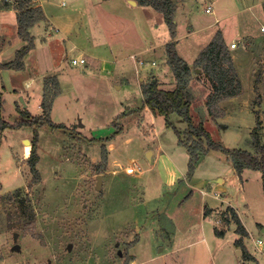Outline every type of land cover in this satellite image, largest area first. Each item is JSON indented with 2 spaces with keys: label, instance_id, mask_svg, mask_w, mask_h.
Wrapping results in <instances>:
<instances>
[{
  "label": "rangeland",
  "instance_id": "1",
  "mask_svg": "<svg viewBox=\"0 0 264 264\" xmlns=\"http://www.w3.org/2000/svg\"><path fill=\"white\" fill-rule=\"evenodd\" d=\"M0 1L17 5V0ZM29 1L40 4L49 21L33 29L37 47L27 58L26 71L38 76L52 51L51 74L58 77L61 87L49 117L65 127L35 124L0 130V264H243L232 245L222 244L224 240L213 232L214 225L229 230L233 224L231 220L230 225L223 224L224 213L229 214L220 199L201 193V182L213 177H222L223 182H214L217 187L207 192H218L219 198L227 194L249 232L245 243L256 261L244 264H264L260 171H244L241 188L224 153L209 150L198 164L196 190L181 184L168 189L160 183L166 178V168L155 157L158 144H163L161 150L174 165L188 168L189 158L185 148L174 143L176 134L165 128L162 118L152 122V127L143 105L142 83L162 75L159 87H171L166 78L171 68L162 44L170 37L162 14L149 5L131 7L124 0H64V5L61 0ZM184 2L185 13L176 17L175 40L179 41L175 47L187 63L196 59L216 30L229 40L238 30L260 32V22L264 23V0ZM209 6L212 11L207 12ZM215 18H219L216 23ZM262 33L244 36L247 47L257 39L258 49L253 53L259 56L247 77L240 78L234 67L241 91L223 109L219 106L225 114L219 123L215 121L219 117L208 119L201 110V99L210 92L206 76L198 68L190 81L193 122H202L211 137L227 148L253 151L250 132L257 120L264 144ZM150 46L155 49L144 52ZM227 47L229 52L240 51L229 43ZM80 53L88 56L87 63H72ZM12 75L15 79L14 75L24 74L0 70V85L5 86L1 89L2 118L8 124L24 121V109L42 116L37 103L25 107L21 95L7 90L15 86ZM16 82L21 86L19 78ZM39 92L37 88L34 100L40 98ZM170 120L179 131L185 130L181 117L172 114ZM34 127L38 132L37 181L27 160ZM150 150L154 151L151 161ZM204 205L212 207L210 218L201 219ZM174 230L176 251L159 256L170 245ZM257 239L262 241L260 246ZM14 243L19 249H12Z\"/></svg>",
  "mask_w": 264,
  "mask_h": 264
},
{
  "label": "trees",
  "instance_id": "2",
  "mask_svg": "<svg viewBox=\"0 0 264 264\" xmlns=\"http://www.w3.org/2000/svg\"><path fill=\"white\" fill-rule=\"evenodd\" d=\"M142 6H151L157 12L161 13L167 25L170 40L165 45L166 62L170 66L175 78V87L171 90L161 89L156 79L152 78L146 83L141 84V93L143 105L149 107L155 114L164 117L166 125L171 127L178 137L181 145L186 147L188 158V168L186 177L190 178L200 154L206 153L209 150H219L224 153L225 157L230 161L232 168L242 183V172L245 169L257 170L261 172L262 183L264 187V144L260 142L259 130L261 123L257 120V125L250 132L251 144L253 151H248L242 148H227L222 143L215 141L210 133L203 127L202 123L195 124L192 115L190 114V99L187 98L186 92L192 80L195 70L199 68L206 76L211 91L206 98V106L208 114L215 119L221 117L224 111L219 107V102L226 98H230L240 94V82L236 76L232 58L225 43L222 33L216 31L211 40L207 43L204 49L200 51L197 58L194 60L192 68L183 60L177 53L175 47V29L174 21L175 3L173 0H134ZM29 0H17L16 20L18 24L17 34L25 42L24 46L18 49L13 60L0 64V69H15L20 70L24 67V57L30 49L34 47V37L30 33V28L36 23L44 19V14L39 6L30 4ZM261 64L263 67L264 77V41L263 55ZM60 93V86L55 75L44 78L43 94L41 100V108L44 114L41 116H29V112L22 110L24 121L20 120L14 124H8L2 116L1 109L3 103L2 91H0V130L6 126H35L46 124L52 128H64L61 123H56L49 117L52 103L55 97ZM171 114H176L186 123V128L183 132L179 131L171 122ZM124 115V113L122 114ZM30 117V120L27 119ZM113 122V121H112ZM37 129H33V138L29 146L28 162L29 169L35 181L39 178V172L36 167L38 162L37 154ZM184 135V137L182 136ZM104 151V150H103ZM102 151V152H103ZM104 153V152H103ZM104 159L106 158L105 155ZM229 214L227 217L224 213L222 220L223 224L230 225L231 222L235 226V231L241 236L246 234L245 229L241 225L239 218L231 208H226ZM231 220V222H230ZM215 232L218 235L222 234L215 227ZM236 246L243 248L241 237L235 240ZM244 253V252H243Z\"/></svg>",
  "mask_w": 264,
  "mask_h": 264
},
{
  "label": "crops",
  "instance_id": "3",
  "mask_svg": "<svg viewBox=\"0 0 264 264\" xmlns=\"http://www.w3.org/2000/svg\"><path fill=\"white\" fill-rule=\"evenodd\" d=\"M100 1H104V0H100ZM106 1H108V0H106ZM173 1L175 3L174 21L176 23V29H175V36H176L177 35V19H176V17L178 15V13H180V14L185 13L186 9H185L184 0H178V1L177 0H173ZM124 2L129 4L131 7H134V8L137 7V6H142V5H139L135 1H132V0H124ZM36 6H39L41 8L40 4L39 5L37 4ZM17 11H18L17 6L16 7L6 6V3L3 4V2L0 1V64H3V63H6V62H9V61L13 60V58L15 57L16 51L18 49L22 48L24 46V44H25V42L17 34V28H18V24H17V20H16ZM42 11H43V9H42ZM43 14H44V19L39 21L40 24L43 21H46L47 23L49 21L48 18L45 16L44 12H43ZM218 19L219 18H215L214 22L216 23L218 21ZM39 22H36L30 28V33L34 37V47L32 49H30L28 51V53L25 55V57L23 59V61H24L23 69H20V70L0 69V70L1 71L3 70L4 72H5V70H8V71L11 70V71L14 72V74H20V73L23 72L24 75H18L19 77L17 75H14L15 79H14V77L12 75V81H13V83H15V86L12 84L11 88L9 87V88H7V90H9V91L13 90V91H15L16 94L21 95V99L24 100L25 107H27L29 104L34 102V103H37L39 110H41L42 108H41L40 104H41L42 94H43L44 78H46L47 76L54 75V74H51V73H53V70H52L53 68L52 67H53V64H54V62H53L54 60H53V58L50 57V56H52V51L50 50L49 53H48V62L47 63H45V61L43 62L44 66H43L42 70L39 72L40 74L39 73L37 74L38 76H33L31 74V72H30L31 70L30 71L29 70L26 71V68L28 66L27 65V58H28L29 54L34 52L36 47H37V43H36L37 39H36V37H35V35L33 33V29H34V27L36 25L39 24ZM262 26H264V23L260 22V32L256 31L255 33H251V31L247 32L246 30L245 31L238 30L234 34V36L231 37L229 40L226 39V37H225V35H224V33L222 31L216 30V31H220L222 33V36L224 37L225 43L226 44L229 43L230 48L234 49V48L238 47V49L240 50L239 52H235V53L230 51V55H231V58L233 60L234 67L236 68L240 78H241V75H243V74H245V77L250 75L251 70L254 68V66H256L255 63H254V60L256 58L258 59V56H259V55H256L255 53H253L255 51V49H258L257 48L258 45L257 44L255 45V42H256L257 39L254 38V39L250 40V42H252L253 44L250 47H247L246 46V41H245L246 38H244V36L246 37L247 35H249V37H255V36L260 37L263 34L262 31H264V30H261ZM166 27H167V25H166ZM191 30H192V28H190V31ZM167 31H168V29H167ZM215 32L213 34H215ZM169 37H170V35H169ZM169 40H164V42L162 44L165 46L166 43ZM174 40H175V37H174ZM177 41H179V40L178 39L175 40V44L176 45H177ZM236 41H237V43H236ZM232 42L236 43L235 47H231V43ZM241 42H243V43L240 44ZM238 44H240V45H238ZM259 48H260V51H261V53L263 55V42L261 43ZM154 49L155 48L153 46H150V47L145 48L144 52L150 51V50H154ZM163 56H164V59L166 61L165 47H164V55ZM78 57H83L85 59V62L87 63V61H88L87 57L88 56H85V54L80 53V55ZM131 57L133 58V55H131ZM194 60H195V57L193 58L191 63H187L191 68H192V65L194 63ZM166 64H167V62H166ZM169 68H170V66H169ZM100 71H101V69H100ZM170 71H171V69H170ZM195 72L196 73H194V74L196 75L197 72H198V68L195 70ZM254 73H256V72L254 71ZM162 77L163 76L161 75L159 77V79L157 78L158 80L155 77H154V79H156L157 82H158L159 80L162 79ZM18 78L21 80V82H20L21 86H19V87L17 85L18 82H16V79H18ZM166 78L169 79V81L171 83L169 86H171V87L167 88V89H166V87H160V88L161 89H165V90L173 89L175 87L176 82H175V78H174V75H173L172 71H171V75H169V74L166 75ZM57 79H58V77H57ZM0 82L2 83V80H0ZM58 82H59V86H60L59 79H58ZM158 85H160V84L158 83ZM0 87H1L0 88V91H1V89L3 87H5V86L3 84H1ZM15 87H18V88L16 89ZM37 88H38V90L40 88V92H39L40 98H37V99L34 100V97L37 94ZM187 90H188V94H189L188 98L190 99V102H191L190 103V107H191V105L193 106V104H192L193 102L192 101L194 99L193 96H192L193 95L192 91H191V82H190L189 87L187 88ZM210 91H211V89H210ZM208 94H209L208 92L205 93L203 99H201L202 103H200V104H202L201 110H202L203 114L205 116L209 117L208 119H210V115L208 114V110H207V106H206V97H207ZM236 96H238V95H236ZM236 96L221 100L219 102V106L223 109V105L230 104L231 100H233ZM39 99H40V101H39ZM17 104L18 103H15L16 106H18ZM146 110H147V112L150 113V119H151L150 121H151V123L152 122L154 123L155 120H160V118H162L165 128H171L168 125H166L164 117L162 115L153 113L151 111V109L149 107H147V106H145V111ZM29 115L30 116H35L30 111H29ZM124 115H125V113H124ZM221 119H222V117H219L215 121L218 122ZM153 123H152V127H153ZM200 123H202V122H200ZM185 128H186V123H185ZM159 133H160V135H162V134L165 133V130L161 131ZM154 135H155V132H154ZM174 143L180 144L179 141H178V137L177 136H176V139H175ZM162 145L163 144H158L157 151H156V154H155L156 155L155 156L156 159L158 161L162 162L163 166L166 168V170H165L166 178H164V180H162L163 182H160L161 184L164 183L162 185V187L171 189V188H174L176 186V184H181V186L190 187V188L195 186L194 184H196V181L198 179V177H197L198 176L197 170H198V167H199L198 164L200 163V161L203 158V156L205 155V153L200 154L198 160L195 163L194 171H193L191 177L187 178L186 177V172H187L186 166L184 168V166L181 167L179 165L178 166L174 165L175 163L169 158V156H165L168 153L166 152L167 154H165L161 150V146ZM180 146L184 147L185 150H186L185 146H183L181 144H180ZM186 152H187V150H186ZM149 154L151 155V158H150V161H151L152 158H153V155H154V151L150 150ZM246 170H251V169H245L244 171H246ZM229 171H231L232 173L235 174V172L233 171L232 165H231V170L229 169ZM244 171L242 172L241 176H243ZM158 174H159V172H158ZM214 182H217V184L221 183V182H223V178L222 177H216V178L213 177L212 179H205L203 182H201L200 190H201L202 195L205 196V197L207 195H209V196H211L212 198H214L216 200L220 199L221 200V204L222 203L224 204V205L222 204L223 206H226V208H231L233 210V212L239 218V221L241 222V225L243 226V228L246 231V234L241 236L239 233H237L235 231V228H234L235 226H234V224H232L231 225L232 227L229 230L218 229L219 231H222V234L218 235L215 232V225H214L213 232L215 234V237H217L219 239H223L224 241L221 242V243L224 244V245H228V246L232 245L233 250L236 251V253L238 254L239 259L242 261L243 264L246 261H250V260L251 261H256L255 256L249 251V249L247 247V244L245 243L246 239L248 238L249 232L247 231V229L245 227V224H244V221L242 220L241 216L239 215V212H238L237 208L232 206V205H230V201L227 199V194H225V195L222 194L220 198L219 197L216 198L212 194L207 192V190L210 191L211 189H213L215 187V186H213ZM239 184H240V187L242 188L243 187V183H239ZM193 188H194V190H196V187H193ZM202 198H204V197H202ZM211 208L212 207H210L208 205H204L203 207H201V211H200L201 219H205L206 217L210 218ZM239 237H241L243 248H241L239 246H236V244H235V240L238 239ZM176 240H177L176 239V230H174V232L171 234L170 245H168V246L165 245L162 248L163 252L159 256H161V257L165 256L167 253L168 254H174L172 251H176V249H177V248H173V245L175 244L174 242H176ZM258 240H260V239L256 240V245L260 246L262 244V241L259 242Z\"/></svg>",
  "mask_w": 264,
  "mask_h": 264
},
{
  "label": "built area",
  "instance_id": "4",
  "mask_svg": "<svg viewBox=\"0 0 264 264\" xmlns=\"http://www.w3.org/2000/svg\"><path fill=\"white\" fill-rule=\"evenodd\" d=\"M65 1L64 0H61V4L64 5ZM206 11L209 12L211 11V8L210 6L206 8ZM261 30H264V26L261 27ZM236 46V43L235 42H232L231 43V47H235ZM85 62V59L83 57H78V58H73L72 59V63L74 64H78V63H84ZM138 63H142L141 60L138 61ZM152 64H154V62H152ZM214 197L218 198L220 196V193L216 192L213 194ZM259 242H261V240H258Z\"/></svg>",
  "mask_w": 264,
  "mask_h": 264
},
{
  "label": "water",
  "instance_id": "5",
  "mask_svg": "<svg viewBox=\"0 0 264 264\" xmlns=\"http://www.w3.org/2000/svg\"><path fill=\"white\" fill-rule=\"evenodd\" d=\"M24 142L25 143H29L30 141L28 139H25ZM100 183H101V181H100V175H98L97 176V182H96L97 188L100 186ZM16 236H17V234L15 233L14 234V237H16ZM68 247L70 248L71 247V244H69ZM12 249H16V250L19 249V245L17 243H14Z\"/></svg>",
  "mask_w": 264,
  "mask_h": 264
}]
</instances>
